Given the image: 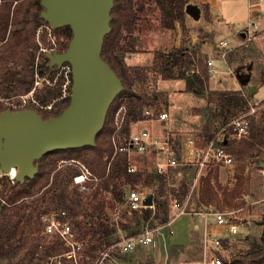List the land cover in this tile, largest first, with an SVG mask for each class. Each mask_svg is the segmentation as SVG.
<instances>
[{"label": "rangeland", "instance_id": "374dc122", "mask_svg": "<svg viewBox=\"0 0 264 264\" xmlns=\"http://www.w3.org/2000/svg\"><path fill=\"white\" fill-rule=\"evenodd\" d=\"M1 1L3 2V0ZM182 1L184 0H171L170 4L166 3L165 12L167 10H173V12L168 15L160 9L155 0H133L138 18L135 23L134 32L131 35H126V33H124V39L122 41L128 49V52H125V57L129 52L152 53L149 61L146 64L141 65L147 69L144 71V75L135 83L134 88L137 91H144L148 95L155 97V104L148 108L165 110L168 114V118L166 122L159 124H152L146 118L136 120L130 124L129 134L134 130L143 127H153L154 130L158 132L167 129L170 132H175L179 135L192 134L203 141L207 140L213 135V133L220 129L221 126L225 124V121H229L230 119L241 115H246V118L249 120V129L248 133L242 136L236 134L233 135L232 132H230L232 136L229 137L227 148L228 151L231 149L230 151L234 155V162L229 166H212L201 171L197 176V180L192 189L193 177L194 175L196 177L193 169L189 170L186 175H184L182 171H169V178H173L176 181V186L174 185V187H179L181 183H187L188 185V191L184 197V202L186 210H188L190 216L183 214L176 218L173 222V228L175 231H178V233L183 234H187L188 228H190L191 236L189 245L183 248V251L179 246L170 247L169 249L167 243L168 238L163 232V236H157L154 238L153 244H150L147 247L138 246L132 253H129L125 258L127 264H176L182 259L199 258L203 247L202 242L198 241L196 233L193 232L192 223L195 219H198L195 218L196 214L193 212L200 210L202 207L198 203V192L202 178L208 174L212 175L210 177L211 184L217 189L219 199L221 200L222 189H231L233 187L235 183V168L237 165L241 164L245 166L244 175L247 178L244 182V187L240 196L233 199L232 205H229L226 201L223 202L222 209L212 206L225 213L236 211L237 216L243 221V224L239 226L238 232L233 236H229L230 239L225 244L226 251L224 254L225 256L227 255L233 258L234 255H244L245 253H249L264 245V242L260 238L263 226L258 223L262 217H264V167L260 168L256 166L253 160L254 156H264V140L261 143L256 140L259 135L264 138V85H262L259 92L254 93L255 95L249 94L248 90L243 88L242 91L244 92V95L246 94L248 97V103L250 106L249 110L245 109L238 111L232 115L237 109V106H235L233 102L226 100L227 98L236 96L234 92L237 91L236 88L240 86V79L236 77V74H240V78H244L247 74L251 76L252 71L254 72V57L252 59H247L244 55L249 54V52L251 55H254V52L250 50L249 46L241 45L238 47L234 46L230 50H227L224 56H222L223 50L220 52L219 47H215L216 51L209 56H203L200 54L201 63H197L200 70L207 68L206 59H211L212 67L216 70L215 73H210L207 70L208 78L212 81L210 85L208 84L209 80L207 83L201 85L196 80V76L192 73L191 69H186L183 61H174V71L172 70L173 75L180 74L183 75L182 78H162L163 71L161 66L157 62L154 63L158 52H168L175 48H186L191 51V55L197 59L196 49L198 50V42L190 44L192 36L198 32V28L193 24V18L185 12L183 7V19L181 21L173 19V16L178 9L177 5H180ZM171 2H174L173 6L171 5ZM189 2L191 1L188 0L187 3ZM18 7L19 6L14 1L11 7L9 25L15 23L17 20L16 16L20 12ZM42 24L43 23H40L36 27L35 35L37 34L38 27ZM42 29V32L39 33V41L41 44L39 45V50L40 46H50L46 29L44 27H42ZM53 34L56 38L57 47H59L63 42V36L57 35L54 32ZM142 56L144 57V54H142ZM125 57V64L130 66L128 63H130L131 60L126 61ZM218 57H222L221 60H219ZM44 60L45 58L40 56L38 52L36 57V63H38L35 70H41L44 73L41 77L35 75L32 86V89L35 87L32 95L37 100L38 105L30 103L26 108H33L42 116H51L54 115V113L63 105L65 97L61 93L62 96H58L52 102L43 104L42 96L44 95V91L47 90L46 86H53L58 81L61 82L62 89V84H64L67 79V68H58V70L55 71L44 66H39V62L42 64V61ZM261 65L262 64H260V67ZM178 66H180L179 72H177ZM181 71L184 72L180 73ZM52 76L53 78L51 79ZM1 80L2 77L0 70V81ZM46 80H48L49 83ZM249 82L254 83V78H252V80L249 78ZM210 88H212V90ZM68 90L70 93L69 87ZM68 90H66L65 95H68ZM215 90L224 91L225 93L218 94ZM21 95H28V92L11 94L8 97L0 95V109L16 110L12 108L11 103H18L19 96ZM121 103L126 104V101L122 99ZM218 103H223L225 105V111L221 112V114H218ZM119 109L120 107L115 111L112 118L108 119L106 123L104 122L102 127L103 132L100 136L99 142L103 148L109 147L108 138L111 143L112 134L116 130L115 117ZM122 124L123 121L120 124V127ZM120 127L117 129V134L120 131ZM122 136H120V138ZM120 138L118 139L119 143L122 142ZM123 139L124 138L122 137V140ZM244 141H247V144H243L240 147V150H232L234 146L237 144L240 145ZM111 147L113 146L111 145ZM127 158L129 164L135 168L134 172H155L157 158L154 154L148 152H132ZM50 159L53 158H47L43 161L44 169L46 170L50 167ZM71 159L83 163L94 176L97 175L96 172L89 168L86 162L79 158H70L66 160L59 159L56 161V164L59 166L61 163H66V161ZM105 159H107V156H104L102 160L103 163H105ZM36 164L39 165V162L37 161ZM2 173L3 172L0 171V210L2 205L6 204V206L10 208L9 212H11L13 221L15 222L18 219V216L22 215L23 212L27 213L29 209L33 207H37V209L36 211H33V231L24 227L23 222L21 225V222H19V228L15 231L13 236L4 241L2 249L11 252V256H0V264H33L37 257V255L32 257L30 251L35 243L34 239L39 238L41 242V245L38 246V253L40 254H42L41 251L46 248L45 246L52 241L51 238L43 234V224L41 219L53 209L50 207V202L37 201V199H40V195L24 196L25 193L22 191V187H11L9 183L4 184ZM12 174L13 173L11 172L6 174L9 179H11V182L14 178V175ZM213 174H217V182L214 179ZM96 180L97 179H95V181ZM217 185L220 187L216 188ZM94 186L95 185L91 186V188L86 187L82 190L87 193L88 197H85L78 207H71V204L62 207L68 211L70 219L73 222H79V225L81 224L79 232L80 235L90 244V251L100 247L99 242L92 236V227L96 225L97 220L104 221L107 224L115 222L117 228L114 235L110 238V241H113L114 239L126 236L127 233L135 230L136 220L141 214V209L131 210L130 213L127 212L125 203L126 192L129 188H136L131 183H126L123 186V190L125 191L123 202L113 201L109 191L103 188L100 189L97 198H91L93 192L92 188H94ZM170 186L169 183L166 184L165 187L163 186L164 188L161 187L156 191L153 190L155 197L164 200L165 203L157 208V214L151 220L152 224L163 225L162 223L160 224L159 221L163 219L166 211H168V215L170 214L168 197ZM137 188L136 190L141 189L143 191H152L148 185ZM98 213L101 216H97ZM1 214L2 213H0V217ZM87 214L91 215L89 220L91 221L90 224L92 226L84 225V218ZM120 222L126 224L124 229L119 225ZM220 235L223 234L220 233ZM21 237L26 238L20 239ZM19 244H21L20 247H18Z\"/></svg>", "mask_w": 264, "mask_h": 264}, {"label": "trees", "instance_id": "16d2710c", "mask_svg": "<svg viewBox=\"0 0 264 264\" xmlns=\"http://www.w3.org/2000/svg\"><path fill=\"white\" fill-rule=\"evenodd\" d=\"M19 6V14L16 16L17 20L15 23L9 25V20L11 17V7L13 2ZM160 9L164 12L166 10V3L170 4L171 0H155ZM188 2L184 0L177 5V12L173 16L175 20H182L184 16L183 7ZM174 2H171L173 6ZM16 6V5H15ZM42 6L39 0H3L0 3V70L2 80L0 81V95L3 97H8L11 94L18 93H27L32 89L35 74L43 75V71L35 70L37 66L36 57L37 53L45 58L43 63L39 62V66H44L55 71L58 70L55 66L48 65V58L46 55L39 50V44L36 40L35 30L40 23H47L43 18L40 17V11ZM173 12V10H167L165 14ZM111 20H110V31L104 36L101 56L106 60L110 66L114 69L116 74L120 77L124 88L116 95L112 103L110 104L105 123L108 119L112 118L115 111L118 107L123 106L125 109V115L123 124L120 128V135H123V138H127L129 135L130 124L136 120L145 118L143 111L145 108L153 106L155 100L153 96L148 95L144 91H137L134 88L135 83L144 75V71L147 69L141 65L127 66L124 62L125 52H128L125 44L123 43L124 33L126 35H131L135 29V23L138 18L137 11L134 8L133 0H114V5L111 9ZM57 35L63 36V42L57 48L58 51H63L71 38L72 32L71 28L68 25H64L55 29H52ZM197 59L191 55V51L188 49H178L175 48L168 52H158L154 63L157 62L163 71L162 78H182L183 75L177 74L173 75V62L183 61L186 66V69H191L192 73L196 76V80L202 85L208 81L207 68L200 70L197 63H201L200 52L196 49ZM172 65V66H171ZM173 70V71H172ZM180 71V66H178V71ZM184 71H181L182 73ZM71 86V72H68ZM53 76L51 77V79ZM47 90L44 91L42 96V103L47 104L52 102L58 96H62L61 82H56L53 86H46ZM216 91V90H215ZM218 94L225 93L224 91H216ZM236 96L239 97H230L226 100H229L237 106L233 114L242 110H249L250 106L248 103V97L241 90L234 92ZM69 95L65 96L63 105L59 108L54 114H59L64 107L68 104ZM63 98V97H62ZM124 99L125 103H121V100ZM240 99V100H238ZM219 110L218 114L224 112V104L218 103ZM5 110L0 109V112ZM50 115L43 116L44 118L49 117ZM233 119V118H232ZM231 120V119H230ZM229 120V121H230ZM229 121H225L226 125ZM222 125L221 127H223ZM103 132V128L97 133L95 137V145L93 146H82L77 148H68L54 150L43 155L37 161L39 162L38 171L32 178H26L23 183L16 181L14 178L9 179L8 175L2 173V180L4 184L13 186L22 187V191L25 193L24 196H35L40 195L37 201L41 202H50V207L54 209L66 207L67 204H71V207H78L80 202L87 198L88 195L84 191L79 189L77 184L73 182V176L78 173V169L75 165L69 163H61L59 166L56 164V161L59 159H70V158H79L82 161L86 162L89 168L96 172L95 177L97 180H88L86 186L92 188L91 198H97L100 193V189H106L111 194L113 201L123 202L125 191L123 186L126 183H131L136 188L145 187L148 185L152 191H147L149 194L153 195L154 202V216L157 214V208L164 205L165 201L155 197L153 190H158L161 187H165L166 184H169L171 178L166 177L165 175L159 174L156 171L154 173H143V172H128L127 167L129 165L128 158L126 153L119 152L117 153L110 161V157L113 153V147H111L110 140L108 138L109 147L103 148L100 142V136ZM122 137L120 140H122ZM257 142H263V136H260L256 139ZM247 141L242 142L240 145H236L232 150H240V147L243 144H247ZM229 141L226 142L228 147ZM231 150V149H230ZM259 154V153H258ZM257 155V154H256ZM104 156H107L105 163H103ZM50 159L49 168L44 169L43 161L47 158ZM36 161V163H37ZM54 161V162H53ZM109 163V164H108ZM245 166L243 164L237 165L234 171L235 183L231 189H222L221 195L222 199H219V193L215 189L214 185L211 184L210 177L211 174L202 178L201 185L198 192V200L201 204L207 206H215L220 209L223 207V202L226 201L229 205H232L233 199L240 196L242 193L244 182L246 181V176L244 175ZM184 175H186V170L183 168L181 170ZM178 172V170H176ZM214 179L217 182V174H213ZM138 183V185H137ZM171 184V183H170ZM154 189H153V188ZM163 187V188H164ZM220 187L217 185L216 188ZM134 188V187H133ZM135 188V189H136ZM138 189V188H137ZM170 194L175 195L180 201L184 200V197L188 191L187 183H181L179 187L170 186ZM140 191H143L140 189ZM84 197V198H83ZM37 204V202H36ZM68 206V205H67ZM100 208V207H99ZM216 208L217 210H219ZM37 207L30 208L27 213H22L18 216V219L14 222L10 208L3 204L0 210V256H11V252L6 249H2L4 246V241L11 238L15 231L19 228L20 225L24 224V227H27L30 231L34 229V213ZM153 209L151 208H141V214L135 223V230L127 233L126 236L133 235L143 226L146 221H148L150 215L152 214ZM91 215L87 214L84 218L85 226H92L89 220ZM97 216H101L99 213ZM168 211L165 212L163 219L159 222L163 223L168 219ZM80 228L81 224L75 222ZM263 226V231L260 236L261 240L264 242V217L258 222ZM119 225L124 229L126 226L125 223L120 222ZM115 222L112 224H107L104 221L97 220L96 225L92 227V236L99 242L100 246L111 242L110 238L114 235L116 231ZM43 231V229H42ZM45 235V234H44ZM46 236V235H45ZM49 237V236H48ZM26 237H21L23 239ZM51 242L48 243L40 254L39 245L41 242L39 238H35L33 248L30 249L31 255L40 258L46 254L58 250L57 240L53 237ZM21 244L18 245L20 247ZM233 262L239 264H263L264 262V245L259 247L256 250H253L244 255H234L232 258Z\"/></svg>", "mask_w": 264, "mask_h": 264}, {"label": "built area", "instance_id": "2783aa9c", "mask_svg": "<svg viewBox=\"0 0 264 264\" xmlns=\"http://www.w3.org/2000/svg\"><path fill=\"white\" fill-rule=\"evenodd\" d=\"M1 2V0H0ZM249 15L246 26L243 30L244 40L251 42L258 37L259 21L257 17L264 13V0H250L247 4ZM258 9L257 13L253 9ZM42 27L46 29L47 38L50 41L49 47L40 46V51L46 55V52L58 51L56 38L52 28L47 23H43L37 29L36 40L39 45V33ZM220 45L224 48L222 56L227 50H230L226 40L220 41ZM208 72L215 73L212 67L211 59H206ZM67 68V79L62 84V94L65 95L68 90L70 80L68 72L69 64L65 63L60 68ZM231 72V71H230ZM37 76V74H35ZM48 83L49 81L46 80ZM38 82V81H35ZM34 88L28 92V95L19 96L18 103H11L13 109L26 108L30 103L38 105L37 100L32 95ZM68 95L69 90L67 91ZM143 114L150 123L166 122L168 114L165 110H156L154 108H145ZM125 109L120 106L117 111L115 124L116 130L112 134L111 143L113 153L109 161L119 152L126 153L127 157L132 152L152 153L156 156L155 171L169 178V171L174 168L193 169L196 177H193L191 189L194 187L199 173L209 167L229 166L234 162L233 153L227 148L226 142L233 135H246L249 129V120L246 115H241L231 119L226 125L218 129L207 140H201L194 135H179L175 132L165 131L156 132L154 128L143 127L131 132L127 138L118 142L120 133L117 129L124 120ZM121 128V127H120ZM121 139V138H120ZM66 163L73 164L77 167L78 173L73 176V182L79 186L80 190L85 189L88 180L97 179L93 173L81 162L71 159ZM109 164V163H108ZM135 168L129 164L128 172H134ZM13 175V174H12ZM172 185V184H170ZM149 194L147 191H140L129 188L126 192L127 212L138 210L141 208L153 209L148 221L143 224L139 231L130 236H123L104 244L93 251H90V244L80 235L79 226L70 219L68 211L64 208H58L49 211L42 217L43 234L53 237L57 240L58 250L46 254L40 258H36L33 264H127L126 257L132 253L138 246L147 247L153 244L154 238L163 236V232L168 238L173 232V222L176 218L183 214L189 213L186 210L185 200L180 201L175 195H169L170 214L163 225L152 224L151 220L154 216V202L151 205L143 204V199ZM264 209V208H263ZM194 214L203 218L206 222L218 226L225 235L218 232L206 230L202 237L203 252L199 258H190L179 260L176 264H239L233 262L230 256H225V244L229 241V236L235 235L239 226L243 221L237 216L236 211L227 213L217 210L213 207L203 211H194ZM161 224V223H160Z\"/></svg>", "mask_w": 264, "mask_h": 264}, {"label": "water", "instance_id": "95a60500", "mask_svg": "<svg viewBox=\"0 0 264 264\" xmlns=\"http://www.w3.org/2000/svg\"><path fill=\"white\" fill-rule=\"evenodd\" d=\"M40 17L52 29L68 25L71 38L63 51L46 52L48 65L60 68L69 64L71 86L68 104L59 114L44 118L33 108L5 109L0 112V171L13 170L14 179L23 183L38 171L36 161L54 150L95 145L108 108L124 88L120 77L101 56L104 36L110 31L114 0H39ZM184 10L193 19L200 8L187 3ZM248 84L250 75L240 78ZM255 85L248 88L254 94ZM264 167V156L253 158ZM148 194L143 204L151 205Z\"/></svg>", "mask_w": 264, "mask_h": 264}, {"label": "crops", "instance_id": "0c3cea01", "mask_svg": "<svg viewBox=\"0 0 264 264\" xmlns=\"http://www.w3.org/2000/svg\"><path fill=\"white\" fill-rule=\"evenodd\" d=\"M190 1L191 3H195L196 5H198L200 8V17L198 19H193L194 20L193 24L198 28V32H196L194 35L190 34L193 35L190 44L198 42L197 43L199 45L198 51L203 56L204 55L209 56L213 54L216 51L215 47H219L220 52H222L224 48L220 45V41L223 40H226L229 44V47L231 48L234 46L238 47L241 45L249 46L250 50L254 52V55H251L250 52L249 54H244V55L247 57V59L248 58L252 59L254 57V72L252 71V74L250 76L251 80L252 78H254V83L248 82V84L246 85L240 83V86L237 87L236 90L242 91L243 88H246L248 90L250 85L253 84L256 87L254 93L259 92L262 85H264V64H263L264 13L260 14L257 17L260 23L258 30V37L251 42H247L244 40L243 30L246 26L247 18L249 15V9L247 4L250 0H190ZM253 12L257 13L258 9L254 8ZM142 54H144L145 58L142 56ZM151 54L152 53H148V52L145 53L129 52L126 54L125 59L126 61L131 60V62L128 63L130 66L143 65L149 61V58H151L152 56ZM221 58L218 57L219 60H221ZM260 64H262L261 67ZM208 80H209L208 84L210 85L212 81L209 78ZM210 89L212 90V88ZM184 135H190V134H184ZM184 169L186 170L185 172L186 174L188 173L189 170H191L187 167H184ZM171 170H173V172L176 170L181 171L183 170V168H174ZM170 181H171L170 183L174 186L176 181L173 178H171ZM198 203L202 207L200 208V210L197 211L207 210L208 208L212 207L201 204L199 200ZM185 215L190 216L189 213ZM195 218L198 219H195L193 221L192 227H193V232L196 233L198 241L202 242V237L206 230H210L212 232H218L225 235L220 227L212 225L209 222H206L203 218H200L199 215L196 214ZM190 236H191L190 228H188L187 234L178 233V231H175L173 228V232L171 235L168 236V240H167L169 249L170 247L172 248L174 246H179L183 251V248L188 246L190 243Z\"/></svg>", "mask_w": 264, "mask_h": 264}, {"label": "bare ground", "instance_id": "6f19581e", "mask_svg": "<svg viewBox=\"0 0 264 264\" xmlns=\"http://www.w3.org/2000/svg\"><path fill=\"white\" fill-rule=\"evenodd\" d=\"M10 172L13 173V170H11Z\"/></svg>", "mask_w": 264, "mask_h": 264}]
</instances>
